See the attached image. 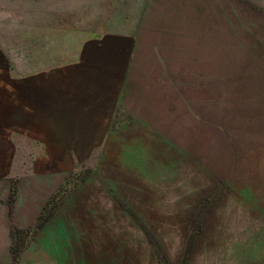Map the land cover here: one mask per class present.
<instances>
[{"label":"crops","instance_id":"obj_1","mask_svg":"<svg viewBox=\"0 0 264 264\" xmlns=\"http://www.w3.org/2000/svg\"><path fill=\"white\" fill-rule=\"evenodd\" d=\"M19 1L17 59L0 20V236L29 228L76 174H99L112 194L130 189L139 205L182 182L192 188L182 198L206 201L230 185L231 168L220 176L211 159L219 50L202 5L83 0L77 13L74 0ZM260 169L242 197L264 216Z\"/></svg>","mask_w":264,"mask_h":264},{"label":"rangeland","instance_id":"obj_2","mask_svg":"<svg viewBox=\"0 0 264 264\" xmlns=\"http://www.w3.org/2000/svg\"><path fill=\"white\" fill-rule=\"evenodd\" d=\"M186 1L202 5L204 29L213 27L208 35L218 37V156L211 159L220 176L231 168L230 185L209 190L214 197L206 201L182 198L192 190L182 182L170 197L139 205L130 189L107 191L99 174L65 177L41 220L12 240L0 236V264H264L256 236L264 216L251 213L242 197L249 174L257 181L264 163V0ZM82 2L74 0L77 13ZM20 5H0L13 59Z\"/></svg>","mask_w":264,"mask_h":264},{"label":"trees","instance_id":"obj_3","mask_svg":"<svg viewBox=\"0 0 264 264\" xmlns=\"http://www.w3.org/2000/svg\"><path fill=\"white\" fill-rule=\"evenodd\" d=\"M52 199H53V198H52ZM51 202H52V200L50 201V203H51ZM50 203H49V204H50ZM44 209H45V208H44ZM41 219H42V213H41V215L39 216L38 220H41ZM38 220H37V221H38ZM13 238H14V237H13Z\"/></svg>","mask_w":264,"mask_h":264}]
</instances>
